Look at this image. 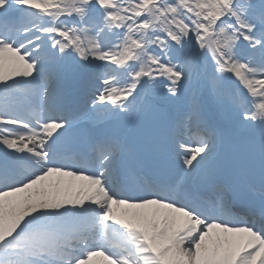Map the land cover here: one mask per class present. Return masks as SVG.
Masks as SVG:
<instances>
[{"label": "snow or ice", "instance_id": "6c2138e0", "mask_svg": "<svg viewBox=\"0 0 264 264\" xmlns=\"http://www.w3.org/2000/svg\"><path fill=\"white\" fill-rule=\"evenodd\" d=\"M0 264H264V0H0Z\"/></svg>", "mask_w": 264, "mask_h": 264}, {"label": "bare ground", "instance_id": "6f19581e", "mask_svg": "<svg viewBox=\"0 0 264 264\" xmlns=\"http://www.w3.org/2000/svg\"><path fill=\"white\" fill-rule=\"evenodd\" d=\"M97 261H98V262H102V261H103V258H102V257H98V258H97Z\"/></svg>", "mask_w": 264, "mask_h": 264}]
</instances>
